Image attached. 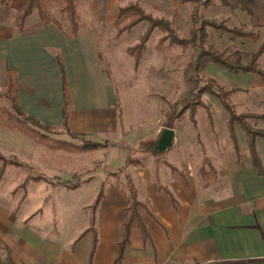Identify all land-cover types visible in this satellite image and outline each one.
<instances>
[{
	"label": "crops",
	"instance_id": "obj_1",
	"mask_svg": "<svg viewBox=\"0 0 264 264\" xmlns=\"http://www.w3.org/2000/svg\"><path fill=\"white\" fill-rule=\"evenodd\" d=\"M13 1L16 15L24 0ZM91 23L78 24L71 33L67 23L43 25L34 10L19 30L15 19L0 17V68L3 73L6 67L14 71L17 101L24 113L50 131L62 127L68 135L103 146L101 139L115 134L118 127L117 100L101 63L97 27ZM63 82L68 97L65 121ZM233 89L230 97L247 91L239 86ZM205 93L202 100L208 109L196 107L194 123L188 108L181 113L184 107L177 113L170 110L165 120L162 109L148 112L141 140L154 138L173 119L175 141L160 156L137 150L143 157L128 167L126 185L106 187L100 182L92 187L91 199L74 208L60 209L61 204L46 197L37 202L29 189L26 202L1 196L0 264H116L129 214L130 183L146 235L135 226L130 229L119 264H264V138L255 139L263 169L259 173L243 128L234 122L235 148L227 111L216 96ZM230 101L240 114L236 110L240 101ZM198 108L205 111L203 128L197 120ZM179 116L188 124L178 123ZM255 121L260 125L252 127L264 130V120ZM45 182L44 177L32 176L29 186ZM61 188L68 193L82 187L65 184ZM100 189L103 196L93 212V242L88 228ZM72 211L75 219L66 220Z\"/></svg>",
	"mask_w": 264,
	"mask_h": 264
},
{
	"label": "rangeland",
	"instance_id": "obj_2",
	"mask_svg": "<svg viewBox=\"0 0 264 264\" xmlns=\"http://www.w3.org/2000/svg\"><path fill=\"white\" fill-rule=\"evenodd\" d=\"M204 1H189L176 6L173 0H75L77 24L83 26L94 21L93 24L97 27L101 63L116 91L117 130L115 134L106 136L107 139H101L103 146L95 150L78 151L66 147L62 149L54 144L46 147L34 138L0 123V155L21 164L18 167L9 164L6 167L0 184V198L3 196L4 200L12 198L13 202H26L29 199V189V194L31 190V196L38 198L37 202L46 197L45 200L50 198L54 204H61L60 209L74 208L82 201H89L92 187H97L100 182L106 187L126 185L128 167L135 158L143 157L137 148L147 124L148 112L162 109L165 120L170 110L177 113L192 100L195 90L190 80L191 68L199 48L191 44L184 47L167 45L166 42L158 49L156 45L161 32L155 28L146 42L139 65L135 68L133 56L126 49L140 40L148 22L143 20L121 31V28L137 17V13L130 12L117 17L118 9L128 4L139 5L145 13L169 21L176 34L182 38L189 37L191 30L200 26L203 20L253 31L258 35L256 41L233 36L212 27L206 28V44H211L217 50H225L232 60L239 57L242 63H246L264 40L263 0L253 1L251 14L235 4L224 6L220 1L213 0L208 6H203ZM46 4L50 15L60 24H68L65 14L59 11L60 0H47ZM14 10L13 0L7 6L0 5V17L15 19ZM98 11L101 13L100 18ZM193 13L197 20L195 25L192 21ZM258 67L264 70V53L258 59ZM2 70L0 68V121L6 112L16 114L11 100L5 95L8 78ZM204 75L213 78L226 90L236 86L247 88L246 92L230 97L233 103L240 101V107H236L240 113L264 111V89L249 87L252 76L248 73L231 72L211 63ZM181 116L177 117V122L187 123ZM197 120L200 128H203L206 124L203 108H198ZM247 122L251 126L260 125L258 121L251 119ZM41 131L53 140L68 141L75 145L87 141L81 136L68 135L62 127ZM32 176L44 177L48 182L36 186L31 184L30 187ZM65 184H78L82 188L76 192L64 193L61 187L64 188ZM43 186L50 191L43 190ZM84 211L86 209L82 210ZM75 217L76 211H72L66 220L72 221Z\"/></svg>",
	"mask_w": 264,
	"mask_h": 264
},
{
	"label": "trees",
	"instance_id": "obj_3",
	"mask_svg": "<svg viewBox=\"0 0 264 264\" xmlns=\"http://www.w3.org/2000/svg\"><path fill=\"white\" fill-rule=\"evenodd\" d=\"M6 1L7 0H0V4L4 5ZM46 1L47 0H24L22 7L20 8V10L17 12L15 16V24L19 30L22 29L25 19L34 10L37 11L38 17L43 25H46L50 22L59 25V22L52 15H50L48 8H47ZM189 1H192L195 3L198 2V0H173V3L176 6H179L182 3L189 2ZM212 1L213 0H205L203 2V6H208ZM218 1H220V3L224 6H231L232 4H235L247 14L252 13V4L254 0H218ZM263 4H264V0H263ZM59 11L62 14H65L66 19L69 24L70 32L75 33L78 28V24L76 22L75 0H60ZM130 12H136L137 17L133 21L125 25L123 28H121L120 29L121 31L131 28L143 20H146L148 22V25L145 31L143 32L140 40L135 45L128 47L126 49L127 52L131 56H133L134 67L135 68L138 67L139 62L146 49V42L148 41L152 31L155 28L161 32V36L159 37L158 43L156 45L158 49H160L161 46L166 42H167V45H176V46L184 47L188 44H191V45L198 47L199 52L196 55L192 63V68H191L192 75L190 77V80L194 84L195 91L193 92L192 100L186 107H184L181 110V113L188 108L190 117L194 123L193 114H194L195 108L198 106H202L208 109V105H206L202 100V94L207 92V93H210L216 96L220 100L222 106L228 113V130H229L230 138L233 142L234 147L237 148L236 139H235V135L233 131V124L234 122H238L246 133L248 147H249V150L252 156V162L254 166L257 168L258 172L262 173L263 169L261 167L256 149H255V139L257 137L264 138V130L257 129V128L250 126L247 120L248 119L264 120V111L260 113L250 112V113L236 114L234 110V105L230 101V94L232 90H226L225 88L218 85L217 82L213 78L206 77L204 75V70L207 67V65L212 63V64H217L219 66H222L223 68L231 72L249 73L252 75V78L250 81V87L251 88L258 87V88L264 89V70L258 67V59L264 53V40L258 46V48L250 55L249 60L246 63H242L239 57H236L235 59L232 60L231 56L229 54H226L225 50H217L211 44H206L205 43V37L207 35L206 28L212 27L217 30L226 31L232 34L233 36H237L240 38H249V39L256 41L258 38V35L257 33L253 31H246L243 29L230 28L221 23L216 24L212 20H203L201 21L200 26H198L194 30H191V32L189 33V37L182 38L176 34L175 29L173 28L172 24L169 21L165 19H161V18H155L151 16L150 14L145 13L139 5L128 4L126 6L120 7L118 9L116 16L120 17ZM194 14L195 13L192 14V21L195 25L197 23V20ZM5 74L7 75V78H8V86H7L5 95L11 100L12 107L16 114H11L9 112H6L4 116L2 115L3 118H2V121H0L1 124L7 127H10V128H14L22 132L23 134H26L34 138L35 140H37V142L47 145V146L54 144V145L60 146L62 149L71 148V149H75L78 151L95 150L99 148L100 146H102V144L100 143L91 142L88 140L85 141L81 145H75L68 141L53 140L48 134L43 133L41 130L50 131L49 126L40 123L33 116L27 115L26 113H24L18 104L16 87H15L14 71L6 67ZM200 83H202L203 85H199ZM233 90H237V89H233ZM63 95H64L63 118L65 121V118L67 116L66 107L68 104V97H67V91H66L64 82H63ZM173 115L175 116L174 113ZM169 122L170 124H168L167 126L171 127L173 119H171ZM69 135L72 137L77 136L74 133H69ZM0 161L2 163L0 167V177L7 164H10V165L12 164L16 167L21 166L20 163L7 160L2 155H0ZM128 191H129V198H128L127 210L129 214L124 223V234L119 244V250H118L116 260H115L116 264H119L123 256V250L128 243L129 232L132 227L134 226L137 227L144 236L146 235V230L137 214L136 207L138 205V202L136 200L135 189L131 183L128 185ZM102 196H103V191L100 189L91 207L92 214L90 218V225H89L88 231L92 233L93 242H95V230L93 227L94 225L93 212Z\"/></svg>",
	"mask_w": 264,
	"mask_h": 264
},
{
	"label": "water",
	"instance_id": "obj_4",
	"mask_svg": "<svg viewBox=\"0 0 264 264\" xmlns=\"http://www.w3.org/2000/svg\"><path fill=\"white\" fill-rule=\"evenodd\" d=\"M175 141V131L173 128L161 127L154 138L141 140L137 150L142 153H149L152 156H160L173 145Z\"/></svg>",
	"mask_w": 264,
	"mask_h": 264
}]
</instances>
